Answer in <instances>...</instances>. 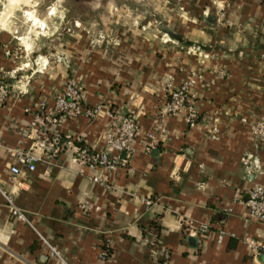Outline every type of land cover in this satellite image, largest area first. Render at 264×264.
Listing matches in <instances>:
<instances>
[{
	"label": "crops",
	"instance_id": "0c3cea01",
	"mask_svg": "<svg viewBox=\"0 0 264 264\" xmlns=\"http://www.w3.org/2000/svg\"><path fill=\"white\" fill-rule=\"evenodd\" d=\"M62 1L40 17L49 23L38 34L48 33V49L27 69L15 36L0 26V81L8 88L0 188L13 192L29 222L11 216L0 195V264H58L45 242L70 264H257L241 238L262 239L264 221L248 220L241 200L254 184L264 187V143L249 133L264 119V0H79L83 11L73 13ZM189 74L191 127L183 111L163 112V83ZM69 78L84 106L134 115L133 153L110 171L74 161L75 137L101 151L112 125L104 112L81 114L55 126L71 138L65 150L41 153L11 182L7 149L27 147L21 131L37 101L50 105ZM158 128L146 151L142 134Z\"/></svg>",
	"mask_w": 264,
	"mask_h": 264
},
{
	"label": "built area",
	"instance_id": "2783aa9c",
	"mask_svg": "<svg viewBox=\"0 0 264 264\" xmlns=\"http://www.w3.org/2000/svg\"><path fill=\"white\" fill-rule=\"evenodd\" d=\"M219 15H222L220 9ZM194 83V74H189L178 85H173L168 78L163 83L166 90V100L163 104L164 115L172 116L181 111L184 113L185 122L189 127L195 125L197 111L190 102L192 97L191 89ZM81 86L72 78H69L59 93H57L50 105L43 99L37 101L35 109L28 124L21 131L23 138L29 139L26 148H8L7 152L15 161L8 166L10 180L13 182L22 169L33 170L34 163L39 159L41 153L47 152L48 155H55L66 149L71 138L69 135H62L55 126L65 118H73L78 115H84L87 119L95 118L99 113L104 112L106 116L112 119V125L104 133V149L94 151L84 145H80V138L75 137L77 144L71 154V158L77 163L83 164L89 168H102L105 170L115 169L125 157L133 153V146L138 133V125L135 117L131 113L115 114L112 109L103 108L100 103L86 107L82 101ZM8 95L7 85L0 81V102L5 100ZM162 128L152 131H146L142 134V145L146 151L154 148L160 138L159 134ZM216 129H212L214 135ZM249 133L251 137L260 143H264V119H259L249 124ZM113 152L114 154H111ZM123 154V158H120ZM242 163L247 164V159L242 158ZM93 181L97 179L92 178ZM0 195L4 200L5 206L11 216L29 224L25 214L15 204L13 192L5 191L0 188ZM145 205L150 204L148 198H140ZM247 210L246 218L251 221H264V187L261 184H254L246 192V196L241 200ZM205 225L199 226V231H206ZM221 230L217 233V240L222 237ZM241 241L254 250V256H260L257 264H264V237L260 240L243 237ZM45 242V241H44ZM48 248V254L53 256L58 264H70L59 251L52 245L45 242ZM167 253L163 251V263L166 262Z\"/></svg>",
	"mask_w": 264,
	"mask_h": 264
},
{
	"label": "rangeland",
	"instance_id": "374dc122",
	"mask_svg": "<svg viewBox=\"0 0 264 264\" xmlns=\"http://www.w3.org/2000/svg\"><path fill=\"white\" fill-rule=\"evenodd\" d=\"M62 2L68 4L66 9L69 13L83 11V5L79 0ZM57 4L58 0H0V26L9 28L21 46L19 61L23 63L22 68L27 69L33 59L47 53L50 37L48 33L46 36L38 34L42 33L43 29L46 31L45 26L48 27L49 23L39 19L50 6L51 12L55 13Z\"/></svg>",
	"mask_w": 264,
	"mask_h": 264
},
{
	"label": "water",
	"instance_id": "95a60500",
	"mask_svg": "<svg viewBox=\"0 0 264 264\" xmlns=\"http://www.w3.org/2000/svg\"><path fill=\"white\" fill-rule=\"evenodd\" d=\"M167 32V30H165ZM170 36L176 38V36H174L173 34H171L170 32H167Z\"/></svg>",
	"mask_w": 264,
	"mask_h": 264
}]
</instances>
